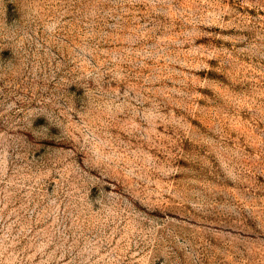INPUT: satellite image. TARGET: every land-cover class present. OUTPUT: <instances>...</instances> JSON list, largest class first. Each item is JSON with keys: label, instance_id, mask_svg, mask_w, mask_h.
Listing matches in <instances>:
<instances>
[{"label": "rangeland", "instance_id": "374dc122", "mask_svg": "<svg viewBox=\"0 0 264 264\" xmlns=\"http://www.w3.org/2000/svg\"><path fill=\"white\" fill-rule=\"evenodd\" d=\"M0 264H264V0H0Z\"/></svg>", "mask_w": 264, "mask_h": 264}]
</instances>
